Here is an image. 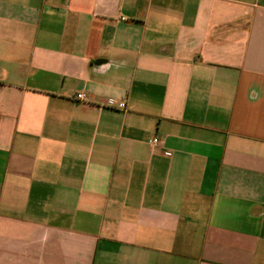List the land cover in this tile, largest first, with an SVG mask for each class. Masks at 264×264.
Returning <instances> with one entry per match:
<instances>
[{
  "label": "crops",
  "instance_id": "1",
  "mask_svg": "<svg viewBox=\"0 0 264 264\" xmlns=\"http://www.w3.org/2000/svg\"><path fill=\"white\" fill-rule=\"evenodd\" d=\"M0 264H264V0H0Z\"/></svg>",
  "mask_w": 264,
  "mask_h": 264
},
{
  "label": "built area",
  "instance_id": "2",
  "mask_svg": "<svg viewBox=\"0 0 264 264\" xmlns=\"http://www.w3.org/2000/svg\"><path fill=\"white\" fill-rule=\"evenodd\" d=\"M76 99L79 100V101H84L85 100V95L83 93L77 94L76 95ZM158 142H159V140L156 139V138L152 141L154 146H156L158 144Z\"/></svg>",
  "mask_w": 264,
  "mask_h": 264
}]
</instances>
